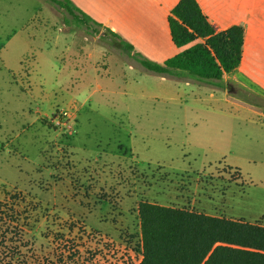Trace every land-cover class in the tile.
<instances>
[{"label": "rangeland", "instance_id": "obj_1", "mask_svg": "<svg viewBox=\"0 0 264 264\" xmlns=\"http://www.w3.org/2000/svg\"><path fill=\"white\" fill-rule=\"evenodd\" d=\"M116 41L49 0H0V264H138L141 201L264 225L248 97L149 71Z\"/></svg>", "mask_w": 264, "mask_h": 264}, {"label": "trees", "instance_id": "obj_2", "mask_svg": "<svg viewBox=\"0 0 264 264\" xmlns=\"http://www.w3.org/2000/svg\"><path fill=\"white\" fill-rule=\"evenodd\" d=\"M64 8L76 22L99 23L70 0H49ZM167 23L172 43L179 48L163 62L136 57L147 69L175 71L201 79L220 80L238 66L243 28L233 24L215 30L196 0H178ZM117 45L130 53L132 47L118 34ZM235 176H239L235 169ZM141 259L139 264H264V225L194 210L141 201L137 206Z\"/></svg>", "mask_w": 264, "mask_h": 264}, {"label": "crops", "instance_id": "obj_3", "mask_svg": "<svg viewBox=\"0 0 264 264\" xmlns=\"http://www.w3.org/2000/svg\"><path fill=\"white\" fill-rule=\"evenodd\" d=\"M177 1L70 0L80 11L99 23L101 30L114 37L108 32L109 29L129 44L132 47L130 53L120 49L134 57L142 67L136 57L161 63L179 51L171 41L167 23L170 9ZM196 1L215 30H223L233 24L243 28L241 59L235 71H232L235 78L226 73L222 79L229 87L235 84V94L239 92L251 99L235 97L237 117H250L248 120L252 124H256L255 118L262 119L264 125V0ZM88 51V57H96L94 46ZM164 74L174 79L190 78L175 71ZM230 78L232 84L228 82Z\"/></svg>", "mask_w": 264, "mask_h": 264}, {"label": "built area", "instance_id": "obj_4", "mask_svg": "<svg viewBox=\"0 0 264 264\" xmlns=\"http://www.w3.org/2000/svg\"><path fill=\"white\" fill-rule=\"evenodd\" d=\"M70 118L69 110H63L59 114H57L54 119V123L56 125L61 124V119H66V121ZM141 259V258H140ZM140 262V261H139ZM139 264V263H138Z\"/></svg>", "mask_w": 264, "mask_h": 264}]
</instances>
